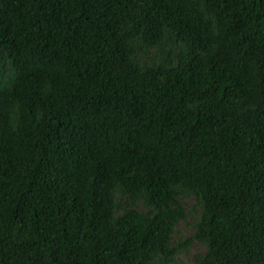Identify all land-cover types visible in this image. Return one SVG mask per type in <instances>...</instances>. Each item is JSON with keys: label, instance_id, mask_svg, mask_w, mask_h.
I'll list each match as a JSON object with an SVG mask.
<instances>
[{"label": "trees", "instance_id": "16d2710c", "mask_svg": "<svg viewBox=\"0 0 264 264\" xmlns=\"http://www.w3.org/2000/svg\"><path fill=\"white\" fill-rule=\"evenodd\" d=\"M0 264H264V0H0Z\"/></svg>", "mask_w": 264, "mask_h": 264}, {"label": "rangeland", "instance_id": "374dc122", "mask_svg": "<svg viewBox=\"0 0 264 264\" xmlns=\"http://www.w3.org/2000/svg\"><path fill=\"white\" fill-rule=\"evenodd\" d=\"M191 201L189 200H185L184 201V205L186 206V208H188L190 206ZM187 222H189L187 220ZM189 235V226L186 225L184 222H181L177 225L176 227V233L174 238L176 239L177 237L181 236L183 239H185L187 236ZM203 251V247L199 246L196 243H192L188 249H187V253H183L180 255V258L182 259V261L185 262H192V255L198 252Z\"/></svg>", "mask_w": 264, "mask_h": 264}]
</instances>
